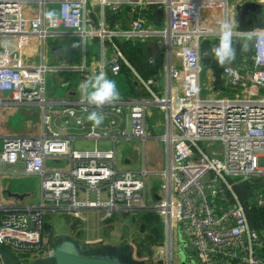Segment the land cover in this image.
I'll use <instances>...</instances> for the list:
<instances>
[{"label": "built area", "instance_id": "2783aa9c", "mask_svg": "<svg viewBox=\"0 0 264 264\" xmlns=\"http://www.w3.org/2000/svg\"><path fill=\"white\" fill-rule=\"evenodd\" d=\"M124 3L135 4L132 15L142 4L162 9L163 27L138 18L126 29L109 30L104 10ZM88 4L89 0H0V93L10 95L9 103L0 99V108L9 104L34 108L41 117L38 136L0 138V175L21 166L22 174L40 177L42 190L37 206L0 204V246L22 263H31L54 255L52 243L45 240L47 212L67 211L81 218L84 210H98L108 221L119 211L131 218L153 211L167 237L163 248L145 259L151 264H173L178 232L193 264H264V228H253L248 217L253 206L264 208V190L255 189L244 203L235 192L242 183L264 181V16L259 29L232 31V40H251L253 54L231 61L220 85L213 84V92L205 97L201 46L219 40L220 25L227 20L226 0H99L98 26ZM212 6L225 11L220 23L203 19L202 9ZM48 12L56 16L49 17ZM62 34L99 39L103 47L110 43L108 63L102 61L98 70L83 66L79 70L84 79L101 69L122 77L126 68L138 91L148 97L117 100L100 108L83 98L56 108L46 99V66L25 64L23 59L39 57L40 51L43 58L45 43ZM114 39L156 41L164 51L163 69L143 78ZM15 50L27 55L12 60ZM93 110L104 117L98 126L87 119ZM154 113L162 119L149 121ZM71 129L84 140L110 147L74 150V137L65 134ZM152 129L162 132L155 138L164 144L166 166L159 191L153 194L156 204L148 207L145 160L139 171L126 170L118 161L117 148L120 143L139 142L144 149ZM61 159L69 169L48 167L49 161ZM80 191L85 192L82 200ZM0 264H5L1 256Z\"/></svg>", "mask_w": 264, "mask_h": 264}, {"label": "crops", "instance_id": "0c3cea01", "mask_svg": "<svg viewBox=\"0 0 264 264\" xmlns=\"http://www.w3.org/2000/svg\"><path fill=\"white\" fill-rule=\"evenodd\" d=\"M210 1L217 2L221 0ZM247 2L263 3L262 0H226V4L228 5L227 10L229 12V14L227 12L226 18L233 23L232 31H246L252 29L256 25H259V21H257V12L253 15L252 13H249L238 21L237 8L243 6ZM94 6L96 9L91 8ZM150 7L153 6L142 4L141 6H137L136 8H140L143 12H145V16L149 14L151 15L154 12H158L157 10L150 9ZM119 8L120 6L116 8H106L104 10L103 19L109 30H114L116 28L126 29L129 27V24L132 22V20L136 19L135 16L132 15L134 8L125 7L123 10H118ZM88 10L91 12V18L94 21L95 25L98 26L99 23H101L102 18V16L100 15L102 13V8H100L99 6V0H89ZM221 10L222 8L220 6L209 7L207 12L203 14L204 21H207L211 24L218 22L221 17H223ZM96 46H98V53L94 52ZM110 55L111 50L109 48V44L107 43V45L103 47L99 39H87L86 41H84L80 37H72L62 34L61 36L52 38L50 42L45 43L43 49V58L42 51L39 52V57L33 55L29 59H23V52L21 51L17 54H14L11 58L12 60L16 61L21 57L23 61H25V64L37 66L44 64L47 68L46 75L50 74L53 77L55 75V78L51 79L52 92L49 93L47 101L53 103L54 105L56 104V108L60 109L64 105L75 104L76 102L84 98L83 91L81 90V92H79L77 87H74L68 79L76 76L80 81L83 82L85 79L79 69L83 66H86L89 69L98 70V68L102 64V61L105 62V64L108 63ZM107 74L111 79L115 80L117 84L118 90L120 92V97L118 100L137 99L135 96L138 90V84L135 77L132 76L128 78L127 75H124L125 77H113L109 73ZM133 83H136L135 87ZM213 84L217 85L215 79L213 80ZM0 94L3 95V99L1 97L0 99L4 102L9 103L10 95L5 93ZM1 108L3 109V125L1 127L2 133H0L3 136L1 137L38 136L41 133V117L37 109H26L25 107L12 106L10 104ZM8 109H14L15 111H18L19 114L14 115V117H19V119H22V121L16 124L11 123V127L5 125V121L7 119H12L13 117L7 116L6 110ZM150 119L151 120L149 121L158 122L160 119H162V117L154 113ZM36 124L39 130L38 134H36L34 131ZM65 134L72 135L74 137L75 140L73 148L77 151H94L96 149L101 150L110 147L109 143L84 140L81 137L80 133L74 129H71ZM117 151L118 161H120V163L122 164L124 163V166L122 168L129 171H134L135 169L139 168H133L135 167V164H138V159L136 157L133 158L130 155L122 154L119 149V144ZM68 166V162L62 159L58 160L57 162L49 161L48 163L49 168L56 170L69 169ZM21 170L22 167L18 166L9 169L5 174L0 175V204L5 207L11 208L19 205L37 206L40 204V202H34L35 195L32 192V186H30V183L26 182L28 181L27 179L30 178V176L22 174ZM7 191L11 193L26 194L27 196L24 200L20 201L9 197ZM2 194H4L6 200H9L7 202H9L10 205L6 204L5 200L1 196ZM51 214L58 217H67L69 224L64 227L61 226L52 229L50 222ZM138 215L141 216L143 215V213L141 212ZM103 216V212L98 210H84L82 211L81 218H76L72 213H69L67 211L49 213L47 212L45 240L48 241V243H52L54 239L60 236H69L80 243L90 245H95L101 242L115 246L128 244V239L131 237V235L129 237V235H126L125 233V229L128 231L127 221L132 222L133 219H137L138 216L135 218H131L130 215L124 213L123 211L115 213L112 219L108 221H103ZM166 237V235L165 237H163L164 244L166 241ZM177 241L178 238H175L174 245H176Z\"/></svg>", "mask_w": 264, "mask_h": 264}, {"label": "rangeland", "instance_id": "374dc122", "mask_svg": "<svg viewBox=\"0 0 264 264\" xmlns=\"http://www.w3.org/2000/svg\"><path fill=\"white\" fill-rule=\"evenodd\" d=\"M92 9H96L95 6L91 7ZM207 12V8L202 9V13L205 14ZM221 12L224 14L225 11L224 9L221 10ZM229 14V12H228ZM222 20L221 19L216 22L220 23ZM257 21H262V16L257 17ZM240 32V31H239ZM235 39V38H233ZM51 40V39H50ZM48 40L47 42H50ZM232 41H237V40H232ZM243 41H247L244 39ZM249 42V41H248ZM16 52L14 54L19 53L18 50H15ZM38 51V48L36 49ZM98 46L95 47L94 52L98 53ZM13 54V55H14ZM27 55L26 51L23 52V57ZM90 55V53H89ZM38 57V54H37ZM38 60V59H37ZM55 78L51 76L50 74L46 75V99L49 97V93L52 92L51 88V79ZM70 83L74 86L77 87L79 92H81L80 85L82 81H80L76 76H73L72 78L68 79ZM213 80H214V75L211 70H206L204 67V63L202 61V77H201V93L202 96H210L211 92L210 90L213 89ZM0 97L3 99V95L0 94ZM2 114H3V109L0 108V133H2ZM6 114L8 117H12V119H7L5 121V125H8L11 127V123H18L21 122L22 119H19V117H14V115L19 114L18 111H15L14 109H8L6 110ZM36 123V122H35ZM35 133L38 134V126L37 124L35 125ZM152 133V138L146 143L145 148L143 149V145L140 144L139 142H130V143H120L119 144V149L122 154L124 155H130L133 158L138 159V164H135L133 167L134 169L139 167L138 169H135L134 171H139L141 167L143 166V161L145 160V166L146 170L148 172V177H147V185H146V202L148 207H153L156 202L153 199V194L154 192H158L160 188V184L162 182L161 178V173L165 170L166 166V155H165V148L163 142L156 140L155 137L159 136L162 132L154 131L153 129L151 130ZM3 135L0 134V138ZM155 138V139H154ZM2 140H0V148L2 147ZM124 148V149H123ZM124 162V159H123ZM124 164V163H123ZM122 164V165H123ZM124 166V165H123ZM1 180V178H0ZM28 183H30V186H32V192L35 195L34 196V202H41V195H42V190H41V180L40 177L38 176H30V178L27 179ZM2 198L5 200L6 204L10 205L9 200L5 199L4 194L1 195ZM85 196L84 191H80L79 194V200H82ZM144 213V212H142ZM137 219H133V221H127L128 223V231L125 229L126 235H131V237L128 239V244L133 247L134 250V257L138 260H145L150 258V255H152L154 252L157 251L158 248H163L164 243L162 245H158L156 241L152 243L148 242V235L150 234V230L148 229L146 231L141 230V222L143 225V222L145 223L146 220L144 219L143 215H137ZM50 222H51V227L52 229H55L56 227H64L69 224L68 218L63 216V217H58L56 215L51 214L50 215ZM72 219V218H71ZM155 227H158L161 232V236L165 237L166 232H165V225L162 222V220L159 218L155 223ZM178 241L176 245L174 246V256H173V264H193L192 262V257L189 253L188 250L185 249L184 243L186 242L180 235V233H177ZM159 250V249H158ZM140 254H142V257L140 258ZM188 259L190 263L188 262Z\"/></svg>", "mask_w": 264, "mask_h": 264}, {"label": "trees", "instance_id": "16d2710c", "mask_svg": "<svg viewBox=\"0 0 264 264\" xmlns=\"http://www.w3.org/2000/svg\"><path fill=\"white\" fill-rule=\"evenodd\" d=\"M150 9L157 10L158 12H154L151 15L149 14L145 16V12H143L140 8H136L135 13H133V15L136 19H144L149 25L155 26L157 28L163 27V22L165 19L164 11L162 9H158L155 6L150 7ZM246 40L247 41H232V46L235 49L236 53L235 59H240L242 56H252L253 49L251 45V40ZM218 42L219 40L217 39L213 41L204 42L201 46V54L205 69L211 70L213 72L214 79L220 85L224 69L229 63H225L223 65L218 63L212 51L213 47ZM113 43L120 47L129 64L135 69V71L139 75H141L145 79L152 78L153 76L159 74V72L164 67V51L160 48L156 41L141 42L121 41L118 39H114ZM124 75H127L128 78L132 76L134 77L131 71H129L128 69L126 70V68L123 69V76ZM133 85L135 87L136 83H133ZM135 97L145 98L148 97V95L142 94L137 90ZM255 189L264 190V181L259 179L242 183L235 187V192L239 196L240 200L244 203L250 199ZM143 216L146 222H143L141 230L146 232L148 229L150 230V234L147 237L148 242L152 243L154 239V241H156L158 245H162L164 243V238L160 234L161 230L158 227L154 226V223L159 219L158 215L153 211H146L143 213ZM248 217L253 228L259 230L264 228V208H258L256 206H253L251 211L248 212ZM141 257L142 254H140V258Z\"/></svg>", "mask_w": 264, "mask_h": 264}, {"label": "water", "instance_id": "95a60500", "mask_svg": "<svg viewBox=\"0 0 264 264\" xmlns=\"http://www.w3.org/2000/svg\"><path fill=\"white\" fill-rule=\"evenodd\" d=\"M125 7L134 8V3H124L118 10ZM238 21L249 13H258V16L264 14V5L257 2H247L237 8ZM257 16V17H258ZM262 22V21H261ZM252 29L240 32H249L262 27V23ZM9 197L17 200H24L26 194L11 193L7 191ZM54 255L52 257L38 258L31 263H22L20 259L8 248L0 246V256L5 264H151L147 260H138L134 257L133 247L129 244L115 246L103 242L90 245L83 244L72 237L60 236L52 242ZM157 264H164L159 261Z\"/></svg>", "mask_w": 264, "mask_h": 264}, {"label": "clouds", "instance_id": "9594fccd", "mask_svg": "<svg viewBox=\"0 0 264 264\" xmlns=\"http://www.w3.org/2000/svg\"><path fill=\"white\" fill-rule=\"evenodd\" d=\"M46 15L54 18L56 13L48 12ZM232 29L233 23L231 21H223L220 25L219 42L212 49L218 63L221 65L230 63L235 59L236 53L231 39ZM185 51L188 50L186 49ZM80 88L84 93L86 102L96 108L111 104L120 97L115 80L111 79L103 69L93 74L90 78L85 79L81 83ZM103 118V114L95 110L91 111L87 116V119L97 126L102 123Z\"/></svg>", "mask_w": 264, "mask_h": 264}]
</instances>
